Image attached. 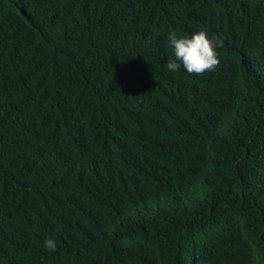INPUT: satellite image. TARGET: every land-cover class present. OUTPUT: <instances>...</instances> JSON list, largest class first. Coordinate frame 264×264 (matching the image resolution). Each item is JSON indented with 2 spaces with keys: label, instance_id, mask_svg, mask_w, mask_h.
<instances>
[{
  "label": "trees",
  "instance_id": "1",
  "mask_svg": "<svg viewBox=\"0 0 264 264\" xmlns=\"http://www.w3.org/2000/svg\"><path fill=\"white\" fill-rule=\"evenodd\" d=\"M0 264H264V0H0Z\"/></svg>",
  "mask_w": 264,
  "mask_h": 264
},
{
  "label": "clouds",
  "instance_id": "2",
  "mask_svg": "<svg viewBox=\"0 0 264 264\" xmlns=\"http://www.w3.org/2000/svg\"><path fill=\"white\" fill-rule=\"evenodd\" d=\"M168 41L175 57L167 63L171 72L179 71L183 65L188 74L200 75L214 70L219 65L216 49L223 46V40L219 37L210 38L204 30L191 35H178L173 31L169 33ZM43 246L49 251H55L57 247L52 238L46 239Z\"/></svg>",
  "mask_w": 264,
  "mask_h": 264
}]
</instances>
